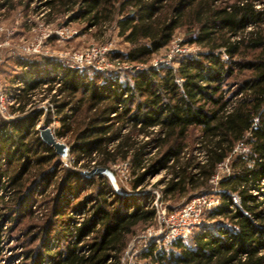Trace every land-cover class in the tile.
I'll use <instances>...</instances> for the list:
<instances>
[{
	"label": "trees",
	"instance_id": "16d2710c",
	"mask_svg": "<svg viewBox=\"0 0 264 264\" xmlns=\"http://www.w3.org/2000/svg\"><path fill=\"white\" fill-rule=\"evenodd\" d=\"M15 7L14 0H0V9ZM47 7V16L67 15L65 26L81 21L84 32L116 29L128 46L117 57L132 66L131 81L120 83L94 72L99 81L92 82L87 67L56 64L54 74L62 75V83L48 97L62 128L74 129L71 154L87 156L92 163L88 172L129 163L132 192L114 191L105 175L82 178L62 168L41 243L19 260L123 264L130 238L156 217V209L136 192L161 175L154 186H161L168 206L211 193L219 204L207 210L210 225L186 239L151 243L141 259L155 264H264V0H50ZM179 31L184 32L182 46L200 50L175 59L176 67L151 66L153 56ZM34 67L25 71L33 75ZM39 87V81L29 82L17 111ZM52 90L50 85L45 94ZM70 108L78 114L74 127L68 123ZM37 117L0 120V157L7 165L0 170V189L7 178L12 190L2 198L7 196L5 204L14 214L31 215L32 187L52 179L62 167L55 149L40 138ZM124 127L128 131L121 134ZM140 135L147 140H138ZM223 163L228 171L215 181ZM71 204L72 216L63 217L62 209Z\"/></svg>",
	"mask_w": 264,
	"mask_h": 264
},
{
	"label": "rangeland",
	"instance_id": "374dc122",
	"mask_svg": "<svg viewBox=\"0 0 264 264\" xmlns=\"http://www.w3.org/2000/svg\"><path fill=\"white\" fill-rule=\"evenodd\" d=\"M49 1L50 0H14L16 7L13 11H7V9L4 8L0 9V26L5 29L4 33H0V40L4 41L7 38L9 39V46L0 49L1 90L5 94V97L9 95L8 92L12 91L14 81H23L25 88H27L29 82L32 81H39L40 85L47 83V81L52 82V78L56 75L54 74V65H72V58L75 55H83L87 49H91L92 47H96L97 49L105 48L107 50L105 57L111 68L103 70V72H105V77L116 78L120 83L131 81V75L133 74L132 66L128 63H123L122 60L117 57L118 53L124 54L127 51L128 46L121 38L118 37L116 29H109L105 32V34H100L96 33L95 29H90L84 32V25L81 21L70 22L68 26H65L66 22L69 23L67 15L47 16V3ZM65 27L70 30H75L77 34L67 40L59 39L54 33L56 30ZM6 33H11V35L7 36ZM183 33L184 32L182 31L177 32L171 44L154 55L149 64L156 68L163 65L170 66L174 64L173 62L175 59L184 54L197 53L200 50L197 45H181V42L184 39ZM47 34H49L50 37L42 40L39 53L34 56H22L18 54V48L24 43L38 41ZM22 62L35 66L34 76L28 77V75L32 72H24L25 70L21 69L20 64ZM176 66V64L173 65V67ZM140 67L141 66L137 68L139 69ZM87 68H85L87 79L92 82H98V78H93L94 72L96 71L90 67L88 69ZM41 87L42 86L33 91L35 101L31 100V105L30 103L27 104L21 111L8 107L5 113L0 114V120L9 123L30 117L32 115H39V117L34 120L36 130L39 132L42 127L49 128L55 140L65 145L69 152L65 160H62V158L58 156L62 167L60 172L55 177H52V179L45 181L44 183H37L32 187L34 188V191L30 197L31 215L30 213L14 214L9 211V206L5 204L7 203V196L5 201L2 197L6 194L8 195L12 188L9 186L7 178L1 181L3 187L0 189V264L28 263L26 260H19V258L29 257L31 250H35L41 243L39 236H41L42 227L47 225L49 218L51 219L50 214L55 207L57 184L59 183L60 176L63 174L62 168L76 171L82 178H85V174L89 173L88 166L92 164H88V158L84 154H71L69 146L72 144L74 139L72 132L74 129L71 128L72 131L66 132L65 129L62 128L59 116L55 113V111L51 112V109L46 102V100H48V96L52 95V92L45 94ZM80 97L81 95H77L76 98ZM76 103L75 99L72 103V107H76ZM66 113L68 117H70L68 123L72 125L71 127H74L78 114L71 110V108L66 110ZM127 127L123 128L121 134L127 133ZM57 132L63 134V136H59ZM138 140L146 141L147 138L140 135ZM242 148L241 152L244 151ZM154 153H152V155ZM195 153L198 155L197 152ZM1 157L0 170L2 171L7 168V165L5 160ZM77 159H79L78 164H76ZM124 163L126 162H118L116 164L109 165L108 169L116 177L117 189H115L112 183L111 187L118 193L121 192L131 194V166L128 163L129 169L126 173L123 169L124 167L122 166ZM11 171H9L10 175L12 174ZM226 171L227 170L225 169L221 170L222 173H226ZM160 178L161 175L152 176L147 183L136 192V196L139 199L142 198L145 204L147 203L154 207L157 212L152 225L140 226L137 229L136 234L128 241L126 249L130 247V255H134L133 261H136V264H145L146 261L155 264L152 260L141 259L139 256L140 253L153 243V233L156 232L161 225L159 220L164 218L168 225L174 223L178 220L180 214L182 213L183 207L189 202L182 199L179 203H177V205L172 207L168 206L170 203L163 201L161 186H154ZM92 189L93 188L91 187L84 190L80 197ZM262 191H264V188ZM216 197L211 196L210 198L214 199ZM257 198L258 200H261L262 197L261 195H258ZM154 202L156 205H154ZM73 203H75V201H73L72 204ZM72 204L68 206L67 209H62L61 213L64 214L63 217L72 216V212L70 210ZM207 214V209H204V224L210 225L212 222L208 221ZM56 219L57 217H53L55 222ZM69 223L72 226L68 228V231H72L73 222L70 221ZM58 225H60L59 222L54 224L56 229H58ZM198 229L194 231L196 232Z\"/></svg>",
	"mask_w": 264,
	"mask_h": 264
},
{
	"label": "built area",
	"instance_id": "2783aa9c",
	"mask_svg": "<svg viewBox=\"0 0 264 264\" xmlns=\"http://www.w3.org/2000/svg\"><path fill=\"white\" fill-rule=\"evenodd\" d=\"M4 32H5V29L0 26V33H4ZM54 34L59 39L67 40V39L72 38L75 34H77V32L75 30H72V29L70 30L65 27V28L56 30ZM10 35L11 33L7 34V36H10ZM49 37L50 35L47 34L38 41H33V42L30 41V42L24 43L22 46L18 48V54L22 56L36 55L37 53L40 52L42 40L47 39ZM6 46H9V39L7 38L4 41L0 40V49H3V47H6ZM106 52L107 50L105 48L97 49L96 47H92L91 49H87L83 55H75L72 58L73 60L72 65L68 64V66L71 68L90 67L96 72H103V70H107L111 68V66L109 65V62L106 60V57H105ZM22 69H27V66L22 67ZM43 82H46V81H43ZM61 83H62V75L59 73V74H56L52 82L47 81V83L41 84L40 86H42L41 88L43 92L45 93V89H47L51 85L53 87V90L51 91L52 95H56V89L61 86ZM25 89L26 88L24 86L23 81L20 80V81L14 82L12 85V91L8 92L9 95L5 97V94L1 90V80H0V114L5 113L8 107L15 108L16 110L19 107V98ZM34 97L35 96L31 97L32 101H35ZM56 98H59V95H57ZM46 102L49 108L51 109V112H54L55 107L50 102L49 97H48V100H46ZM241 148H242L241 145L237 147V149H240V151H241ZM243 149L244 148H242V150ZM122 166L124 167L123 169L127 173L129 169L128 163H124ZM222 169L227 170L225 163L221 164L218 167V174L214 177L215 181L218 179L220 175L225 174L224 172L223 173L221 172ZM113 186L115 187V189H117L116 180ZM211 196L216 197L213 194H207V195H203V196L190 200L183 207L182 213L180 214L178 220L170 225H168L165 222L164 218H161L159 220V223L161 224L160 228L156 232L153 233L154 234L153 237L151 236L153 240L152 242L155 245L163 246V245H166L178 239H186L193 233L194 230L205 225L204 224L205 222L203 220L204 209L209 210L210 208L219 204V199L217 197L214 199L213 198L211 199L210 198ZM154 205H156L155 202H154ZM129 248L130 247H128L125 250L122 262L123 264H136V261H133L134 255L133 254L130 255ZM145 264H153V263L146 261Z\"/></svg>",
	"mask_w": 264,
	"mask_h": 264
},
{
	"label": "water",
	"instance_id": "95a60500",
	"mask_svg": "<svg viewBox=\"0 0 264 264\" xmlns=\"http://www.w3.org/2000/svg\"><path fill=\"white\" fill-rule=\"evenodd\" d=\"M39 135L40 138L42 139V141L46 144L51 146L52 148L55 149L56 153L58 156H60L62 158V160H65V158L67 157L68 154V148L57 142L54 138V136L51 133V130L47 127H42L39 131ZM97 175H105L106 177H108L109 181L112 183V185L115 183V176L114 174L106 168H95L93 169L91 172L86 173L85 176L86 177H93V176H97Z\"/></svg>",
	"mask_w": 264,
	"mask_h": 264
},
{
	"label": "crops",
	"instance_id": "0c3cea01",
	"mask_svg": "<svg viewBox=\"0 0 264 264\" xmlns=\"http://www.w3.org/2000/svg\"><path fill=\"white\" fill-rule=\"evenodd\" d=\"M20 65H21V69H22V67H26V66H27V68H28L30 64L25 63V62H22ZM22 70H26V69H22ZM24 72H26V71H24ZM30 76H33V75H30V74H29L28 77H30ZM13 81H14V80H13ZM14 82H15V81H14Z\"/></svg>",
	"mask_w": 264,
	"mask_h": 264
}]
</instances>
